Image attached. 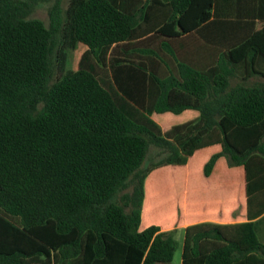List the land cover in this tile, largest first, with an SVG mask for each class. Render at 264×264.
I'll use <instances>...</instances> for the list:
<instances>
[{
    "label": "trees",
    "instance_id": "obj_1",
    "mask_svg": "<svg viewBox=\"0 0 264 264\" xmlns=\"http://www.w3.org/2000/svg\"><path fill=\"white\" fill-rule=\"evenodd\" d=\"M135 3L0 0V264H171L188 162L264 188V0ZM188 40L206 62L182 59ZM183 234L181 264H264L249 222Z\"/></svg>",
    "mask_w": 264,
    "mask_h": 264
},
{
    "label": "crops",
    "instance_id": "obj_2",
    "mask_svg": "<svg viewBox=\"0 0 264 264\" xmlns=\"http://www.w3.org/2000/svg\"><path fill=\"white\" fill-rule=\"evenodd\" d=\"M133 0H124V5H130L132 12L138 14V5L132 4ZM162 2L163 0H157ZM120 3V0H117ZM135 6V8H134ZM156 11V12H155ZM150 15H159L157 10ZM155 17V16H150ZM141 22V18H140ZM139 22V23H140ZM208 38V32L205 34L202 32V39ZM144 41V40H142ZM172 41V40H171ZM187 41V40H186ZM180 47L182 49V59L185 62H191L195 57V45L193 40H188ZM157 40L154 44H148L144 41V44L138 47L143 48H157L163 47V43ZM173 43H181L180 40L173 39ZM180 45V44H179ZM202 48V46H201ZM202 50V49H201ZM201 62H206L208 54L200 53ZM194 60H192L193 62ZM199 117L197 111L186 110L179 115H173L171 113L153 114L152 119L157 120V124L161 127L162 131L169 130L172 126L186 123L188 121L195 120ZM218 148H209L203 151L205 156L203 160L213 152H217ZM190 162L185 166L184 177L181 178L180 186H175L174 195L175 206L173 212L170 214V218L174 220H181L182 224L178 231L183 233V230L192 225L198 224H214V225H232L241 222H249L252 224L254 232L258 241L264 244V188L256 193L252 194L249 198L245 196V182L243 179V173L238 172L232 175H227V169L221 166L219 163L217 169L221 170L219 176H215L214 179L206 180L201 175V164L199 163L195 168H190ZM177 173V172H176ZM177 175V174H176ZM239 209L237 215H233L236 209ZM180 211V213L177 212ZM162 228H173L174 223L170 225L158 223ZM182 243H178L180 248L179 262L181 264V252Z\"/></svg>",
    "mask_w": 264,
    "mask_h": 264
},
{
    "label": "rangeland",
    "instance_id": "obj_3",
    "mask_svg": "<svg viewBox=\"0 0 264 264\" xmlns=\"http://www.w3.org/2000/svg\"><path fill=\"white\" fill-rule=\"evenodd\" d=\"M67 2H68V0H62L63 7L66 6ZM47 8H48V5H46V4L41 5L40 7H38L35 10V12L33 14V17L34 18H37V19H40V20H42L44 22H46L47 21ZM80 48H81V46H78L76 50H78ZM79 55H80V52L79 53L78 52H76V53L75 52H72L71 53V55H70V61L68 59V62H67V67L69 69H71V66H73V68H75L76 62H77V59H78ZM153 120L155 122H157V120H155V119H153ZM156 160H157L156 159V151L155 150H151V152L149 154L148 161L149 162H154ZM183 237H184V234L181 231H178L177 230L176 233H175V239L178 241V243H179V241H180V243L183 242ZM179 255H180V248L178 246V248H177V250L175 252L173 261H172L171 264H180V262H179V259H180L179 258Z\"/></svg>",
    "mask_w": 264,
    "mask_h": 264
}]
</instances>
